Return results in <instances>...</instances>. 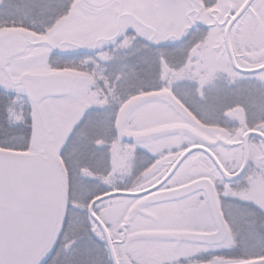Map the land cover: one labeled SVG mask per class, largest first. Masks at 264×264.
<instances>
[{"label": "snow or ice", "instance_id": "snow-or-ice-1", "mask_svg": "<svg viewBox=\"0 0 264 264\" xmlns=\"http://www.w3.org/2000/svg\"><path fill=\"white\" fill-rule=\"evenodd\" d=\"M0 264H264V0H0Z\"/></svg>", "mask_w": 264, "mask_h": 264}]
</instances>
